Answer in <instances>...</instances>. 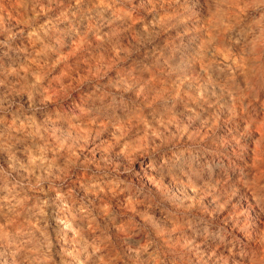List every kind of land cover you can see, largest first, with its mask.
I'll return each instance as SVG.
<instances>
[{
	"label": "rangeland",
	"instance_id": "374dc122",
	"mask_svg": "<svg viewBox=\"0 0 264 264\" xmlns=\"http://www.w3.org/2000/svg\"><path fill=\"white\" fill-rule=\"evenodd\" d=\"M0 264H264V0H0Z\"/></svg>",
	"mask_w": 264,
	"mask_h": 264
},
{
	"label": "bare ground",
	"instance_id": "6f19581e",
	"mask_svg": "<svg viewBox=\"0 0 264 264\" xmlns=\"http://www.w3.org/2000/svg\"><path fill=\"white\" fill-rule=\"evenodd\" d=\"M243 261V260H242Z\"/></svg>",
	"mask_w": 264,
	"mask_h": 264
}]
</instances>
